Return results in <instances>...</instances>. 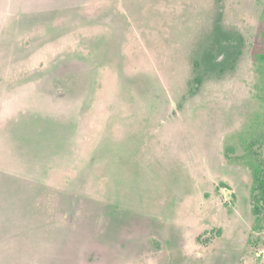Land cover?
Returning <instances> with one entry per match:
<instances>
[{
    "label": "rangeland",
    "instance_id": "rangeland-1",
    "mask_svg": "<svg viewBox=\"0 0 264 264\" xmlns=\"http://www.w3.org/2000/svg\"><path fill=\"white\" fill-rule=\"evenodd\" d=\"M257 171L264 0H0V264H264Z\"/></svg>",
    "mask_w": 264,
    "mask_h": 264
},
{
    "label": "trees",
    "instance_id": "trees-1",
    "mask_svg": "<svg viewBox=\"0 0 264 264\" xmlns=\"http://www.w3.org/2000/svg\"><path fill=\"white\" fill-rule=\"evenodd\" d=\"M255 177L257 182L256 188L259 189L262 194L264 192V171H257V173H255ZM254 211L258 212L257 206L254 207Z\"/></svg>",
    "mask_w": 264,
    "mask_h": 264
}]
</instances>
